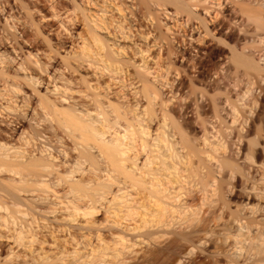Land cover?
I'll return each mask as SVG.
<instances>
[{
    "label": "bare ground",
    "instance_id": "1",
    "mask_svg": "<svg viewBox=\"0 0 264 264\" xmlns=\"http://www.w3.org/2000/svg\"><path fill=\"white\" fill-rule=\"evenodd\" d=\"M43 1L0 0V264H264V0Z\"/></svg>",
    "mask_w": 264,
    "mask_h": 264
},
{
    "label": "rangeland",
    "instance_id": "2",
    "mask_svg": "<svg viewBox=\"0 0 264 264\" xmlns=\"http://www.w3.org/2000/svg\"><path fill=\"white\" fill-rule=\"evenodd\" d=\"M29 1V0H28ZM41 4V5H40ZM39 8L41 7L42 8V10H43V12L42 13H45V14H48V12H49V9H48V7H47V3H46V1H43V0H41V2L39 3ZM48 10V11H47ZM36 14V13H35ZM34 14V17H36V18H38L39 17V15L38 14H36L35 15ZM46 22H49V26H51V29H52V31L50 32V36H52V34L55 36V37H59V38H61V39H64V40H68V38L66 37V35H65V33H64V31L60 28V27H58V20H56V19H52L50 16H47L46 18H45V20L42 22L43 23V25H42V28H46L47 29V27L48 26H46L48 23H46ZM46 23V24H45ZM45 25V26H44ZM44 26V27H43ZM58 33V35L56 36V34ZM55 40V39H54ZM45 46V45H44ZM57 58H58V55H57ZM42 88V87H41ZM26 90H28V89H26ZM259 92V89L255 92L256 94ZM263 93H264V91H263ZM262 93V94H263ZM262 94H261V96L259 97L260 99V102L258 103V107H257V109H256V112L258 111V108H259V105H260V103H262L263 104V106H264V98L263 99H261L262 98ZM256 112L254 113V115L252 116V118H254L255 116H256ZM251 121L250 120H248V124H247V126L249 125V123H250ZM240 144H241V146L243 147V148H245V144H244V141H242V142H240ZM241 156V154H239V156L238 157H240ZM240 162L242 161V159H240L239 160ZM250 172L252 173V175H255V167L252 165L251 166V168H250ZM234 182L236 181V180H233ZM236 184H238V183H236ZM239 189H241V187H240V183H239V185L236 187V188H234V190H233V194H235L236 193V196L235 197H233L232 198V201H234V203H235V201H237V200H240V199H242L243 197H245V195H246V193H245V195H244V192L242 191V190H239ZM243 193V194H242ZM238 194V195H237ZM244 195V196H243ZM241 197L240 199H239V197ZM238 197V198H237ZM232 206H233V204H232Z\"/></svg>",
    "mask_w": 264,
    "mask_h": 264
}]
</instances>
